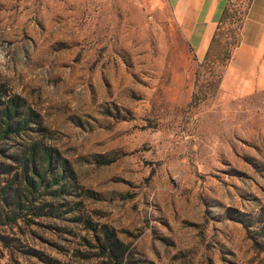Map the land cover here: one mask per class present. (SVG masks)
<instances>
[{"label": "rangeland", "instance_id": "1", "mask_svg": "<svg viewBox=\"0 0 264 264\" xmlns=\"http://www.w3.org/2000/svg\"><path fill=\"white\" fill-rule=\"evenodd\" d=\"M230 2L241 17L247 0ZM197 62L166 0H0V82L74 174L9 205L24 140L0 141V213L15 212L0 214V264H111L103 225L121 264H264V88H222L226 60L195 80Z\"/></svg>", "mask_w": 264, "mask_h": 264}, {"label": "trees", "instance_id": "2", "mask_svg": "<svg viewBox=\"0 0 264 264\" xmlns=\"http://www.w3.org/2000/svg\"><path fill=\"white\" fill-rule=\"evenodd\" d=\"M230 1L226 0L221 9L206 52L202 59L196 63L195 80L203 72L209 71V62L213 60H226L227 62L231 50L239 41L237 32L232 27L224 29V25L236 22V28L240 29L251 0H247L241 17H234ZM223 34L226 36H222ZM34 126L44 128L41 125L39 112L18 93H7L0 82V141L9 138L10 135L24 140V143H20L16 151L8 155L12 163L8 164L6 171L11 170V164H14L13 176L18 175V179L23 183L22 193L19 195L17 188L10 189L8 184L2 187L1 196L4 199L9 198V205H17L20 202L31 203V200L35 198L34 193L39 194V197L47 193L59 194L68 188L74 180V174L67 159L60 155L55 147L40 139L32 140L27 134V130ZM0 150L2 153L4 152L2 149ZM77 202L76 199L73 201L74 204ZM0 214L4 218L15 219L14 211L4 210ZM94 238L95 246L103 257L111 264H121L126 252V244L117 238L112 227L106 225L99 227ZM143 264L155 263L151 260H144Z\"/></svg>", "mask_w": 264, "mask_h": 264}, {"label": "crops", "instance_id": "3", "mask_svg": "<svg viewBox=\"0 0 264 264\" xmlns=\"http://www.w3.org/2000/svg\"><path fill=\"white\" fill-rule=\"evenodd\" d=\"M193 56L200 61L226 0H166ZM220 86L238 94L264 88V0H251Z\"/></svg>", "mask_w": 264, "mask_h": 264}]
</instances>
